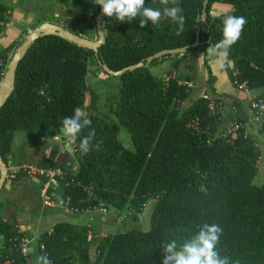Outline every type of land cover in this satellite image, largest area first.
<instances>
[{
  "label": "trees",
  "instance_id": "1",
  "mask_svg": "<svg viewBox=\"0 0 264 264\" xmlns=\"http://www.w3.org/2000/svg\"><path fill=\"white\" fill-rule=\"evenodd\" d=\"M178 2L185 18L180 35L175 32L177 25L167 18L162 17L159 25L142 28L138 19L119 22L104 15L106 39L96 55L50 35L38 38L18 62L13 91L0 108V156L7 173L14 133L24 132V143L30 146H39L43 139L59 133L64 117L72 116L77 107L84 109L87 92L92 97L90 104H96L97 90L85 78L91 71L101 72L109 78L105 80V88L110 89L108 100L103 112L83 110L92 123L75 138V169L48 159H41L35 167H59L66 192L52 199H69L68 206L78 210L98 208L102 202L117 217L125 209L133 210L127 217L135 221L153 198L148 229L136 226L101 237L90 256L88 228L59 223L38 235L35 257L29 255L31 264L41 255H47L53 264H74L75 256L78 264H162L168 243L175 241L179 249L205 224L223 229L215 251L220 258H227V264H264V178L260 184L254 181L259 153L255 138L245 132L247 116L242 102L231 101L228 118L231 124H241L232 137L226 133L229 126L225 130L220 126L222 100L205 99L178 84L186 78L174 74L165 81L149 70L170 56L119 77L109 76L98 64L121 70L157 51L188 46L198 32L199 46L184 53L191 54L215 46L223 38L226 16H243L247 23L240 39L228 50L225 68L235 86L264 97V0H206L205 19L200 16L205 0ZM214 3L229 4L231 10L211 17ZM145 6L164 7L159 0H146ZM1 11L0 7V27ZM76 21L95 28L82 17ZM71 25L69 21L63 24L80 34ZM9 50L0 49V80ZM191 95L196 99L184 108ZM260 126L264 130V122ZM120 129L128 133L132 149L117 138ZM92 130L91 148L82 154L80 142ZM23 179L29 178L19 167L4 183ZM34 180L41 189L43 177ZM0 237L4 264L12 258L19 264V244L13 239L20 236L12 223L1 217Z\"/></svg>",
  "mask_w": 264,
  "mask_h": 264
},
{
  "label": "crops",
  "instance_id": "2",
  "mask_svg": "<svg viewBox=\"0 0 264 264\" xmlns=\"http://www.w3.org/2000/svg\"><path fill=\"white\" fill-rule=\"evenodd\" d=\"M0 7L3 10L1 11L0 49L11 48L7 61L24 36L42 22L59 25L69 21L72 23L71 26L80 33L79 35L88 39L97 37L95 28L85 27L82 22L76 21L77 18L82 17L86 23L95 24L96 4L92 0H0ZM230 10L229 4L214 3L209 14L211 17H219ZM88 24L86 25L88 26ZM210 48H214V46L208 45L191 54H178L161 59L156 64L149 66V70L159 76L174 73L180 78L189 79L195 83L201 93L222 100L223 111L220 126L223 128L231 124L228 114L232 99L242 102L243 110L247 116L244 129L246 133L255 138L259 153L254 181L260 184L264 178V130L260 124L248 121L251 114L250 98L256 93L254 91L248 93L235 86L225 68V57L209 52ZM209 72L212 76L210 81ZM105 79L106 76L102 73H92V71L85 78L86 83L97 90L96 94L105 86ZM88 103L86 107L88 112L94 113L100 110L97 104ZM103 103L105 102L103 101ZM84 110L86 109L84 108ZM25 140L27 138L24 132L14 133L9 153L10 168L35 166L41 159H48L69 165L71 170L75 169L74 144L63 130L43 139L39 146H30L28 143H24ZM50 192L55 197L64 196L66 186L59 182L50 188ZM151 207L152 204H147L134 221L129 217L121 219L107 209L104 212L98 208L78 210L62 205L55 200L47 205L42 201L39 183L34 179H23L12 184L4 183L0 191V217L14 225L17 235L31 240L29 248L34 249L40 233L51 231L56 224L66 223L88 228L87 240L90 243V256L94 254V245L101 237L136 226L142 230L148 229ZM143 214H145V220L141 222ZM2 243L3 238L0 237V244ZM30 255L35 257V252Z\"/></svg>",
  "mask_w": 264,
  "mask_h": 264
},
{
  "label": "clouds",
  "instance_id": "3",
  "mask_svg": "<svg viewBox=\"0 0 264 264\" xmlns=\"http://www.w3.org/2000/svg\"><path fill=\"white\" fill-rule=\"evenodd\" d=\"M92 2L101 6L103 15L119 22L130 23L138 19L140 27L144 28L149 24L159 25L163 17L177 25L176 35H180L184 30L185 18L178 0H159V4L164 6L162 9L146 7V0H92ZM170 4L172 6H168ZM246 23L243 16H226L223 19V38L208 51L226 58L228 50L240 39ZM91 123L84 111L77 107L73 110L72 116L64 117L62 130L69 139L74 140L77 134L83 128L90 126ZM94 135L95 132L92 130L88 136L81 140L79 148L82 154L89 152ZM222 231L223 229L219 225L205 224L179 249L175 241L168 243L163 249L162 264H227V258H220L215 251ZM34 251L33 248L22 249L25 256L34 253ZM35 264H52V262L47 255H41L36 257Z\"/></svg>",
  "mask_w": 264,
  "mask_h": 264
},
{
  "label": "water",
  "instance_id": "4",
  "mask_svg": "<svg viewBox=\"0 0 264 264\" xmlns=\"http://www.w3.org/2000/svg\"><path fill=\"white\" fill-rule=\"evenodd\" d=\"M205 6L206 0L203 4L201 11V19H205ZM105 25L104 15L102 14L101 6L97 5L96 7V16H95V31L97 34V39H88L79 34L73 33L67 28L60 26L58 24L50 22H42L37 26L32 28L23 38L21 43L15 48L11 58L9 59L6 69L3 73V77L0 80V108L5 104L9 96L11 95L14 88L15 80V71L18 62L22 59L27 51V49L40 37L43 36H57L68 42L75 44L76 46L84 49H89L97 54L99 47L105 42V33L103 31ZM200 44L199 42V33L196 32L195 39L188 46L172 48V49H163L155 52L154 54L145 58L144 61L138 62L134 65H129L121 70L113 71L108 68L105 63L98 61V64L102 70L112 77H119L126 71H133L144 66H149L154 60L160 59L162 57L184 54L187 49H195ZM7 176V165L0 156V191L3 188L4 182Z\"/></svg>",
  "mask_w": 264,
  "mask_h": 264
},
{
  "label": "built area",
  "instance_id": "5",
  "mask_svg": "<svg viewBox=\"0 0 264 264\" xmlns=\"http://www.w3.org/2000/svg\"><path fill=\"white\" fill-rule=\"evenodd\" d=\"M63 24L64 23L59 24V25L63 26ZM174 77H175L174 73H172L170 75L169 74L164 75L163 79L167 81L169 80V78H174ZM177 82L180 85H184L190 88L192 92L198 96H201L205 99L210 98L209 95L200 93L198 91L197 86L192 81L183 79V80H178ZM239 88H242V86H239ZM250 110H251V114H250V119L248 121H251L254 124H261V122H264V97L252 95L250 98ZM240 127H241V124H238V123L230 124L226 133L234 137ZM71 142L74 144L75 139L74 140L71 139ZM22 167L26 171L29 179H35L37 178V176L43 177L44 181H43V186L40 189V197L45 204L50 205L53 201L52 199L53 194L50 192V188L53 186H56L60 182V180L63 178V174H64L63 171L59 167L47 168V169L37 168L32 165H27V166H22ZM18 170L19 168H10L9 173H7V177L13 178L14 174ZM56 202L61 203L62 205L68 206L69 199H65L64 202H59V201H56ZM98 209L103 212L106 210L102 202L99 203ZM13 241H18V244H19V251H20V263L19 264H31L29 255L25 256L22 252L23 248H29L31 240L27 237H20L18 240L14 238ZM0 249L1 251L4 250L3 245L1 246ZM1 251H0V264H4L2 259L6 257L3 255ZM7 264H15V260H9Z\"/></svg>",
  "mask_w": 264,
  "mask_h": 264
},
{
  "label": "rangeland",
  "instance_id": "6",
  "mask_svg": "<svg viewBox=\"0 0 264 264\" xmlns=\"http://www.w3.org/2000/svg\"><path fill=\"white\" fill-rule=\"evenodd\" d=\"M94 29V28H93ZM97 39V37L95 38ZM231 65V63H229ZM153 73V72H152ZM101 74V72H100ZM103 74V73H102ZM104 75V74H103ZM155 75V74H154ZM106 76V75H105ZM155 76H159V75H155ZM109 78L106 77L105 80H108ZM108 91H110V89L108 88H105V86L103 88H101L100 91H98L99 93L96 94L97 95V99H96V104L100 107V110L99 111H104V102H106L108 100ZM92 99L91 97V94L89 92L86 93V97H85V105H84V108L86 109V107L88 106V102H90V100ZM196 99V96H193L191 95L190 98H188L184 103H183V107L184 108H187L192 100ZM98 102V103H97ZM84 110V109H83ZM87 111V110H86ZM228 126H226L227 128ZM226 128H223V130H225ZM117 138L122 142L124 143L125 147L128 148V149H132V144H131V141L129 139V135L128 133L124 130V129H120L117 133ZM153 203V198H150L148 199V202L146 204L150 205ZM133 215L134 214V211L133 210H128V209H125L124 211L120 212L119 213V217L121 219L127 217V216H130V215ZM145 220V214L141 215V222H144ZM73 263L74 264H78L79 263V258L75 256V258L73 259Z\"/></svg>",
  "mask_w": 264,
  "mask_h": 264
}]
</instances>
